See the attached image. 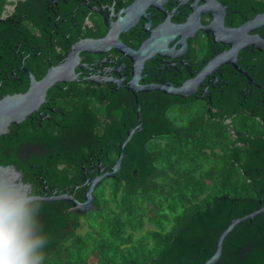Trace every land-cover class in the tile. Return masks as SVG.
Wrapping results in <instances>:
<instances>
[{
  "label": "water",
  "instance_id": "95a60500",
  "mask_svg": "<svg viewBox=\"0 0 264 264\" xmlns=\"http://www.w3.org/2000/svg\"><path fill=\"white\" fill-rule=\"evenodd\" d=\"M89 13L100 16L102 37L84 24L78 36ZM197 34L206 39L205 52L192 64L188 45ZM109 52L115 60L105 58ZM87 54L97 61L89 63ZM76 84L95 92L83 96ZM83 97L106 104L109 125L98 139ZM53 98L70 112L53 108ZM69 98L82 104L63 103ZM194 99L207 105V120L245 114L264 124V0L14 2L12 14L0 19V206L15 210L30 264L50 252L60 230L67 233L64 213L97 211L88 193L104 178L139 188L152 171L142 142L174 133L161 118L164 108ZM112 109L120 111L118 124L108 117ZM230 139L229 166L250 181L255 201L212 198L211 209L195 214L148 264H264V138ZM233 143L247 149L233 151ZM109 153L116 156L111 163ZM237 153L246 156L241 166L233 161ZM55 164L72 165L74 176L66 180Z\"/></svg>",
  "mask_w": 264,
  "mask_h": 264
},
{
  "label": "trees",
  "instance_id": "16d2710c",
  "mask_svg": "<svg viewBox=\"0 0 264 264\" xmlns=\"http://www.w3.org/2000/svg\"><path fill=\"white\" fill-rule=\"evenodd\" d=\"M252 1L261 4L263 0ZM11 4L0 0V19L4 7ZM19 25L33 36L34 28L28 22L20 21ZM206 108L197 100L167 105L161 118L175 132L149 136L142 142L140 149L150 157L152 171L139 188L126 187L121 180H104L96 192L97 211L63 216L69 220L67 233L60 230L62 237L38 264H148L171 244L178 231L185 230L195 214L205 213L206 207L211 209L212 198L255 201L250 181L235 164L229 166L230 133H244L249 140L263 139L264 134L258 133L254 120L245 114H231L223 121L217 117L207 120ZM113 113L111 122L118 124L120 111L114 109ZM257 123L264 128L260 121ZM246 149V145L232 144L233 151ZM108 155V163L115 161L114 154ZM245 160L242 153L233 157L238 166ZM58 165L54 170L66 178L69 169H59Z\"/></svg>",
  "mask_w": 264,
  "mask_h": 264
},
{
  "label": "flooded vegetation",
  "instance_id": "af4514ba",
  "mask_svg": "<svg viewBox=\"0 0 264 264\" xmlns=\"http://www.w3.org/2000/svg\"><path fill=\"white\" fill-rule=\"evenodd\" d=\"M8 1L11 2V0H8ZM15 1L23 2L25 0H15ZM15 1L11 2L12 3L11 5H6V6H10L11 7V10L10 11L7 12L6 9H5L6 6L4 7V9L6 11V14L5 15H2L3 18L8 17V16L11 15ZM119 1H120V3H124L127 0H119ZM199 21L200 22H202V21L203 22H207V19L205 17L201 16L199 18ZM83 24L86 25V29H88L90 27V32L91 33L94 32L97 37H102L103 36V34H104V27L102 25V20H101V18H100V16L98 14L89 13V14L86 15V17L82 21V23L80 25V29L78 31V36H80V37H82V35L84 34V29L82 28V25ZM32 35L34 37H37V30L36 29H34V31L32 32ZM205 41H206V39H205V37L202 34H197L195 36L194 42L190 41V44L188 45V48H190V49L193 48L194 49L192 64L195 63V62H198L201 59V57L204 55V52H205ZM126 43H129V45L131 47H135L137 45L136 42L135 41H132V40L130 42L129 41H126ZM52 50H53L54 54H56L59 58L62 57V51H61V49L55 48V46H53L52 47ZM107 57H109L112 60H115L116 59V56H114L112 52H109L105 56V58H107ZM86 59L89 60V63H92V62L97 61V57L95 55H92V54H87L86 55ZM85 87H87L86 84H84V85L76 84V85H74V90H76V91L82 90L81 93L83 94V96H87L88 94H92L93 92H95V86H91L87 91H85L83 89ZM100 88H101V86H98L97 87V90H99ZM194 100H196V99H194ZM83 101H87V103L85 104L86 110L89 111V113H91L92 116L97 119V127L94 126L92 128L91 135L94 134V136H96V137H101L102 132H101L100 129H103V125L105 123L108 124V120H105L104 117H103V110H104V107L106 106V104L105 103H101V104L98 105L97 102L94 101L93 98H87V97H83ZM197 101H199L201 103H204V101H202V100H197ZM68 102H69V104H73V103H75L76 105L82 104L81 101H77L74 98H69L68 100L63 101V103H68ZM52 103H54L53 104V108L62 109L63 112H70V108L68 106H65V109H64V107L61 105L62 101H61L60 98H53L52 99ZM118 108H119V110H123L124 109V107L122 106V104L121 105H118ZM210 110L211 109H209V112H210ZM113 111H114V109H112V110H110L108 112L109 114H111V116L109 117L110 118V121L113 120V117H114ZM53 118H55L56 121H59V118L57 117V114H54L53 115ZM251 118L254 121H258L256 117H251ZM101 122H102V124H101ZM82 154H86V151H85L84 148L82 150ZM105 158H106V162H109V155L108 154L105 156ZM63 166H64L63 164H60V165L57 166V168L60 169ZM69 168L70 169H73V166L70 165ZM70 169L67 170L68 173H66L67 174L66 180H69V179H71L74 176V171H72ZM110 179H112V178H104L93 189H91L89 191L88 194H89L90 198H92V200L94 201V203L96 202V197H97V193L96 192H97V190H99V186L101 185L103 187V184L105 183L103 181L104 180H110ZM104 194L107 195V191H105ZM90 211H92V210L86 211L82 215H78V214H74V213L69 212V213H64L63 216L68 215V214L75 215V216H83V215L87 214ZM144 229L145 230H148L149 228H148V226H144Z\"/></svg>",
  "mask_w": 264,
  "mask_h": 264
},
{
  "label": "clouds",
  "instance_id": "9594fccd",
  "mask_svg": "<svg viewBox=\"0 0 264 264\" xmlns=\"http://www.w3.org/2000/svg\"><path fill=\"white\" fill-rule=\"evenodd\" d=\"M0 264H30L15 210L0 206Z\"/></svg>",
  "mask_w": 264,
  "mask_h": 264
},
{
  "label": "rangeland",
  "instance_id": "374dc122",
  "mask_svg": "<svg viewBox=\"0 0 264 264\" xmlns=\"http://www.w3.org/2000/svg\"><path fill=\"white\" fill-rule=\"evenodd\" d=\"M13 1H15V0H11V2H13ZM5 9H6V11L8 12V11L11 10V7H10V6H6ZM5 9H4V10H5ZM6 11L4 12L3 15L6 14ZM248 124H249V123H248ZM253 125L256 126V129H257L258 133H260V134H264V128H261V127L258 125L257 121H254V122H253ZM254 129H255V128H254ZM230 134H231V133H230Z\"/></svg>",
  "mask_w": 264,
  "mask_h": 264
}]
</instances>
